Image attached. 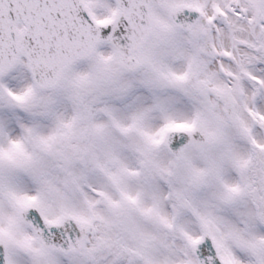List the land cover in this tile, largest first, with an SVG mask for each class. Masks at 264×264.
<instances>
[{"label":"snow or ice","instance_id":"snow-or-ice-1","mask_svg":"<svg viewBox=\"0 0 264 264\" xmlns=\"http://www.w3.org/2000/svg\"><path fill=\"white\" fill-rule=\"evenodd\" d=\"M0 264H264V0H0Z\"/></svg>","mask_w":264,"mask_h":264}]
</instances>
